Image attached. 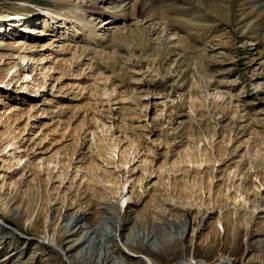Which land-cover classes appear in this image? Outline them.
<instances>
[{
    "label": "rangeland",
    "instance_id": "374dc122",
    "mask_svg": "<svg viewBox=\"0 0 264 264\" xmlns=\"http://www.w3.org/2000/svg\"><path fill=\"white\" fill-rule=\"evenodd\" d=\"M164 1L155 0V3L173 1L176 5L165 10L167 16L208 15L204 16L208 21L201 25L205 30L188 31L181 27L171 35L172 27L162 31V27L150 25L142 12L138 19L128 15L114 17L120 33L132 35L130 40L117 43V48L111 47L108 36L114 28L105 29L106 23L100 25V20V23L95 22L96 19L90 24L87 35L72 36V27L69 33L53 30L55 37L60 35L56 39H52V35L33 33L41 43L50 44L29 49L27 52L32 59L23 65L35 64L36 72L40 71V66H53L46 71V87L38 91L20 90L18 81H8L11 73L0 82L1 98L18 101L19 109L35 100L38 103L33 108L46 112L29 119L31 123L24 130V141L28 138L33 141L26 143L33 146V150L22 158L24 161L13 162V154L7 150L0 155V217L6 221L2 227L5 233L0 234V264H26L32 256L29 264H71L56 251V246H64L67 236L57 241L53 238L80 203L89 205L82 210L87 218L81 217L77 226L98 223L104 225L106 231L103 220L107 219L117 226L123 238L110 246L100 236L93 244L86 241L73 252L82 251L72 264H97L98 258L105 254H109V264H146L138 256L140 254L149 257L153 264H191L195 261L259 264L264 258V209L263 216H255L246 228L238 219V209L225 198L219 206L227 224L224 223L223 230L219 228L218 235H214L211 224L219 212L212 201L218 184L222 183L227 196L239 195L242 191L239 185L236 190L233 188L240 181L238 174L232 181L223 177L228 167L238 164L241 170L248 168L253 180L256 170L250 168V155L257 156L254 159L258 177H254V181L257 185L261 182L258 189L264 200V36L262 40L253 39V27L258 25L262 29L258 26L261 31H256L264 35V15L257 13L256 6L249 7L245 0H221L228 4L227 16L205 12L202 6L197 7L198 0ZM199 1L205 5L210 1L220 2ZM31 3L43 8L44 4H54L56 0H0V9L12 6L21 11L29 10ZM80 11V21L86 23L91 12ZM211 20H214L213 25ZM189 32L191 36L187 35ZM175 35L197 48L191 53L181 50L176 45ZM9 37L12 36L2 35L0 39L5 41ZM61 42L67 45L61 47L59 45H65ZM82 44L86 49L81 54L79 46ZM103 46L109 51L107 54L99 52ZM39 55L43 58L38 64ZM56 76H59L57 81L54 80ZM96 77L99 80L93 83ZM111 83L115 84V91L109 93V88H104ZM28 85L32 87L29 82ZM116 91L123 97L120 98ZM189 101L193 103L190 104L192 108ZM199 104L201 106H197ZM0 107H5L2 101ZM21 116L20 126L24 123ZM43 131L45 137L40 141ZM71 139L81 143V154L74 155L68 167L64 163L56 166L54 159L65 157L68 151L61 149L55 157L51 149L72 142ZM128 139L135 141L140 151L131 165H138L140 159L146 157L152 169L165 163V171L162 170L159 177L138 168L127 172L120 167L114 170L106 166L113 171L117 185L104 183L101 171L88 166L90 156L95 164L104 165L108 146L115 142L117 147H124ZM193 143L206 148L212 158L222 154L220 162H214L212 182L204 177L203 172L208 167L205 161L198 165L197 173L169 170L177 152ZM88 144L93 146L87 153L83 147ZM112 157L116 160V155ZM8 158H11L10 168L3 160ZM59 166L65 168L64 176ZM260 175L263 176L261 181ZM248 179L242 178L241 184L248 185ZM229 185L232 187L228 192ZM126 192L132 198L121 204V196ZM184 205L181 217L177 209ZM168 218L185 219L184 230L178 232L169 228L165 223ZM162 234L167 237L165 246L152 243ZM156 245L158 248H153Z\"/></svg>",
    "mask_w": 264,
    "mask_h": 264
},
{
    "label": "bare ground",
    "instance_id": "6f19581e",
    "mask_svg": "<svg viewBox=\"0 0 264 264\" xmlns=\"http://www.w3.org/2000/svg\"><path fill=\"white\" fill-rule=\"evenodd\" d=\"M2 1H5V0H2ZM210 2L209 3L207 2L205 5V3H201L198 0V2H197L198 6L197 7L202 6L205 9V12H209L211 14H214L215 16H218L219 13L220 14L224 13L226 16L228 15V13H229L228 8L229 7H228L227 3H225L224 1H221V0H220V2H217V3H214L215 1H212V3H210ZM162 3H155V0H77L76 2H70L69 0H56V3H54V4L49 3V4H44V6L42 5L43 8H40V6H38L35 3L34 4L31 3V4H29L31 9L28 10V9L24 8L22 10V11H27L28 13L22 12L21 8H12V6H5L4 10L0 9V36L7 35V36H12V37H9V39L5 40V41H2L0 39V82L4 80V77L8 73H11L12 75L10 76L8 81L10 82L12 79H14L15 83L18 81L17 84H19L20 90H25L26 88H32L35 91H38L40 88H42L44 85H46L45 84V83H47L46 82V79H47L46 78V75H47L46 71L51 69V67H53V66H50L47 68H46V66L45 67L40 66L38 69L40 71L36 72V70H35L36 65L35 64L30 63L29 65H27V63H26L23 65V63L32 59L29 52H27L29 49H34L37 46L41 47L42 45L50 44V42L41 43L38 39L35 38L34 34H38V35L48 34V35H52L51 36L52 39L53 38L56 39V38H59L60 35L58 37H55V34H53V30L54 31L62 30V33L68 31V33H69V28L72 27V33H73L72 36L77 34V33L79 35H81L80 33H82V35H84L87 33V31L89 32V28L91 26L90 24L92 23V21L94 19H96L95 22H97V21L99 22V20H100V22H101V23L99 22L100 25H103L104 23H106L105 29L107 27L114 28V30L110 34L108 33V36L110 37L109 40H110L111 47L112 46L116 47L117 43L123 42V41L128 40V39L130 40L132 35L126 34L123 32L120 33V31H119L120 28H117L118 25L116 23H114V20H113L114 17H117V16L118 17L119 16L124 17V16L128 15V16H132V18H134V19H138V15H140L142 12L145 13V15L143 14L144 19H146L150 25H153L154 27L155 26H158L160 28L162 27V31L167 30V29L171 30L170 27H172L171 35L172 34L174 35L175 31L181 27L187 28L188 31H192V30L200 31L201 29L205 30V27L201 26V25L202 24L205 25V23H206L205 21H208V19H206L204 17V16H208V15H206V14L202 15L201 14V16H198V15H193V14L189 13V14H187L188 16H185V17H183V16L177 17L174 15L167 16V15H165L167 12V11L165 12V10L170 9V7H176V5H174L175 2L171 1V2L164 3V4H162ZM244 3L248 4L249 7H255L256 6L257 7V9H256L257 13L264 15V0H245ZM177 7H179V6H177ZM80 10L86 11L87 13L91 12L88 14V19H86V23H82L80 21V18H79L80 12H81ZM105 14H107V16H103ZM41 15H43L44 17H41ZM201 18H205V19L203 20ZM108 19H110V20H108ZM227 19H228V17H227ZM74 22H77V23L75 24ZM198 22H200V24H198ZM202 22H204V23H202ZM213 22H214V20L210 21V23L212 25L214 24ZM36 23L42 24V26L37 27V26H35ZM109 23H111V24L108 25ZM68 24H70L71 26L68 27ZM245 25H242V27ZM258 26H259V28L261 27L260 25H258ZM258 26L253 27L254 28L253 29L254 30L253 39L257 38L259 40V39L263 38L264 35L262 32H259V31H261L262 27L259 30ZM44 28H46V30H44ZM112 28H110V29H112ZM156 29H159V28L156 27ZM257 29L259 31H256ZM103 33L107 34L105 32H103ZM187 35L191 36L192 34L189 32V34H187ZM82 40H84V39H82ZM175 40H176L175 42L177 43L176 45H178V47L181 50L189 51L190 53L192 51H194L193 48L195 46H192L191 44H189V42L185 38L175 35ZM61 43H64V42H61ZM66 45L67 44H65L63 46V44H61L59 46L65 47ZM76 47H78V46H76ZM79 47L81 49L80 51L82 54V51H84V49H86V46H84L82 44ZM196 48L197 47H195V49ZM73 50H75V49H73ZM100 50L101 51H99V52L100 53L102 52L103 54H107V52H109L108 50L107 51L105 50L104 46ZM74 53H75V51H74ZM103 54H102V56H105ZM51 55H49V56H51ZM186 55H189V53ZM78 56H81V55H78ZM106 56L108 57V55H106ZM196 57H198V56H196ZM42 58H43V56H41V55L37 56L38 64ZM187 59H189V58H187ZM66 61L67 60H65V62ZM90 61L91 60H89V63H90ZM67 62H69V61H67ZM89 63H88V65L91 66ZM3 72H5V73H3ZM21 75H23V76H21ZM105 77L103 76L104 80H105ZM58 78H59V76H56V77H54V80L57 81ZM97 79H98L97 77L94 78L93 83H96L99 80V79L98 80ZM28 82L32 85V87H28L29 86ZM52 86H54V85L52 84L51 87ZM44 87H46V86H44ZM60 87L62 88V86H59V88ZM81 88H82L81 90L84 89L83 87H81ZM108 88H109L108 91L110 93L111 91H113L115 89V84H113V83L109 84V86L105 87L104 90L105 89L107 90ZM99 90H96V91H99ZM89 93L93 94L92 90H89ZM97 93H100V92H97ZM102 93H104L103 90H102ZM105 94H106V92H105ZM116 94H118L120 98L123 97L117 91H116ZM0 96H1V93H0ZM219 96H222V95H219ZM7 100L8 99H6L5 97L4 98L0 97V101H2L3 105L5 106V107H0V125H2V129L0 130V155L3 153V151L7 150L10 155L13 154L12 161L18 163L20 161H24V159L22 160V158L24 156H27L28 151L33 150V146L29 147V145L26 144V143L30 144V142H33L32 139L28 138L27 141H24V130H25L27 124L29 125V123H31L29 121V119H35L36 117L38 118L41 115L45 114L46 112L44 113L45 110L43 111L42 109H40V110L34 109L35 108L34 106L36 105V103H38L35 100H33V101L29 102L28 104H26L25 106L21 107V109H19L20 105H18V103H17L18 101L9 102ZM200 101H201V99L199 100V102ZM190 104L192 105L193 103H190V101H189V106H191ZM200 104H202V103H200ZM200 104L197 106H201ZM140 106L143 107L144 105L140 104ZM190 108H192V106ZM15 109H17V110H15ZM156 114L157 113H155V116H156ZM21 115H23L24 123L20 126V125H18V120H20V118L22 117ZM33 121H32V123H33ZM47 124H48V122H47ZM44 126H46V125H44ZM67 126H68V124H66V126H65V129L63 131L64 133H65ZM40 127H42V125H40ZM101 130H104V129H101ZM90 132H91V134H94L92 131H90ZM41 135L43 137L39 138L40 141H42L43 138L45 137L44 131L42 132ZM93 138H94V136L91 135L90 139L93 140ZM71 140H72V142L64 144L61 147L51 149V155L55 156V157L58 155L59 152H62L61 149L62 150L67 149V151H68V153H66V152L64 153L65 157H63V158L61 157V159L59 158L57 160L54 159V164L56 166H58L60 163H64V165H66L68 167V166H70V160H72V157H74V155H76V154H78V155L81 154V152H82L81 151V149H82L81 143L75 142L74 139H71ZM97 140H98V138H97ZM94 144L97 145V141H95V139H94ZM116 144L117 143L113 142L112 146L111 145L108 146V151L105 152L104 157L102 156L104 161H105L104 165H100L98 163L95 164V162L91 161L92 158L89 155L90 160L88 162V166H90V167L95 166L97 171H101V173H102L101 177L103 178L104 183H107V184L110 183L111 185H117L116 181H115L116 178H115V176L112 175L113 171H110L108 169V167H106V166H111L114 170L116 169L115 167H118V168L120 167V168L126 169L127 172H129V171L131 172V171H133V169L138 168L141 172L143 170L144 172H146L148 174H150L151 172L152 173L154 172L159 177H160L161 171L162 170L165 171V165H166L165 163L162 165H158L155 169H152L149 166L150 161L146 157L141 158L142 155H140L141 159H140V163L138 165H135V166L131 165L133 158L135 156H139V154H138L139 150H138V148L135 147V141H133L132 139H128V143L124 147H122V146L117 147ZM34 145L36 146V142L34 143ZM91 145L88 144V146L85 145L83 147L86 149L87 153L90 151ZM256 149H258V148H256ZM256 149L254 151H257ZM11 150H12V152H10ZM22 151H24V152L20 153ZM113 151L115 152L114 154H112ZM177 153L178 154H177L176 158L169 165V170H171L173 173L175 171L177 172V170H179L183 173H188V174H191V172L197 173L198 172V168H197L198 165H200L202 161H205L206 164L208 165V167L207 168L205 167V171L203 172L204 177L206 178V181L212 182V168L214 167V162L215 161L220 162L222 154H218V155H216V157L212 158V155L207 151V149L201 148L200 144H197V143H193L192 146H186L185 148H183L181 151H179ZM260 153L258 154V156L260 155ZM66 154H68V155H66ZM113 155L114 156L116 155V160H115V158L113 159V157H112ZM83 156L85 157V154ZM84 157H81V159H83ZM250 157H251L250 168L252 167L254 170H256V174H254V176L252 177L253 180H251V178H250V176H252V175H249V169L246 168L244 170H241V169H239L238 164H236V165L234 164L233 166L232 165L229 166L228 167L229 171H226L223 174V177L225 176V179L227 180V178H228V180H230V181H232L233 177L236 174H238L240 181L233 188H234V190H236L237 185H239V188L242 189V191L239 193V195H236V193H235V194H230V195L228 194L229 196H227V194L224 193L222 183L218 184V188L215 191V193H214L215 195L212 198L213 206L215 204L216 206H218V209H219L217 217L214 218L211 222L212 231H213L214 235H218L219 234V228L223 230L224 229V223L227 224V222H228L226 217L223 216V212L221 210L222 207L219 206L220 203H222V201H224L225 198L226 199L229 198L231 200V202L233 203V206L238 209V219L240 222H242V225L246 228L249 227L250 221L255 216H257V215H260V217L263 216V214H261V213H262V210L264 209V200H262L261 194L259 193V189H258V186L261 184V182L259 185H257V183L254 181V177H256L258 174V170L256 168L257 162L254 159L257 156L256 157L254 156V158H252L253 155H250ZM261 157L262 156L259 157L260 160H261ZM75 158H77V156ZM3 160L5 161V164L8 165V168H10V166L12 165L11 164V158L3 159ZM78 160H80V159H78ZM59 168L61 170V176H64L65 175V168H63L62 166H59ZM126 171H124V173ZM194 177H195V175H193L192 179ZM244 177H246V178L249 177L248 180L250 181V183L248 185H246L244 183L241 184V180ZM139 178H141V176ZM262 178H263V176L260 175L259 181H261ZM232 185L227 186L226 191H228L229 188L232 187ZM209 197H208V200H211V197L210 198ZM121 198H122L121 204H124L128 199L132 198V195L131 194L127 195V192H126L121 196ZM88 205H89V203H80L79 207H77L76 209H74L70 213L69 220L61 228V230H60L61 232L57 231L56 235L53 238L54 241H57V239L60 237H63V235H65V237L67 236L66 241L64 242V246H61V245L56 246V251L67 262H69L71 264L75 261V259H77L80 256V253L82 251L81 252L77 251L76 253H73V252L75 250H78V248L82 247V245L86 241L89 242V245L93 244L95 241V238L97 236H100L101 239L103 238L106 241V245L108 244V246H110L109 245L110 243L116 242L117 240H121V238H123L122 235L118 232L117 226L115 224H113L112 221H108L107 219L103 220L104 221L103 224H105V227L107 226L105 228L106 231H104V225H101L98 223H94V224L86 223V225L84 227L77 226L81 217H83V219L87 218L86 215L84 214L85 212L82 210L85 209L86 207H88ZM119 207L121 208L122 205ZM184 207H186V205H184L181 209L180 208L177 209L180 212L181 217L184 216V214L182 212L185 209ZM212 211H213V208H212ZM223 219H224V221H223ZM184 220L185 219H183V218L179 219V220H175L173 218H168L165 220V223L168 224L169 228H172V229L174 228V229H177L178 232H182L185 228V223L183 222ZM4 222H6V221L0 217V227H1L0 228V234L5 233V231L2 228ZM262 223H264V221H262ZM53 230H54V228L52 229V232H54ZM101 231H104V232H101ZM58 233L61 235H58ZM165 235L162 234L161 236H159V238H157V240H155L156 238L153 239L152 243H154V244L159 243L160 245L165 246V241L167 238ZM137 236H139V234H137ZM35 247H38V245H35ZM153 248H158V247L156 245V247H153ZM135 255H137V254H135ZM138 256L143 258L146 261V264H153L152 260L149 257H147L146 255L140 254ZM32 257H30L29 263L31 262ZM100 258L101 257L98 258L97 264L99 263ZM109 262H110L109 254H105L101 258V261H100L101 264H109ZM29 263L27 262L26 264H29ZM176 264H186V262H179ZM191 264H207V263L195 261V263H191ZM259 264H264V258L261 260V262Z\"/></svg>",
    "mask_w": 264,
    "mask_h": 264
}]
</instances>
